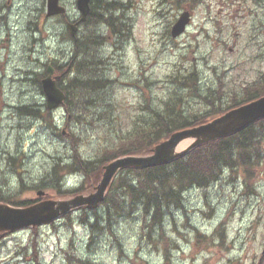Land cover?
<instances>
[{
  "label": "rangeland",
  "instance_id": "1",
  "mask_svg": "<svg viewBox=\"0 0 264 264\" xmlns=\"http://www.w3.org/2000/svg\"><path fill=\"white\" fill-rule=\"evenodd\" d=\"M75 1L60 0L71 21L79 19ZM116 1L123 5L129 32L117 38L105 26L100 29L105 37L101 70L112 80L101 94L107 93L113 123L102 131L76 126L75 134L66 124L64 107L46 110L37 85V74L46 66L65 65L72 57L65 24L45 17L46 0H0V184L9 182L10 190L4 192L21 190L14 159H21L30 188L57 157L95 159L112 138L148 115L147 102L156 108L175 93L186 96V108L202 110L199 100L182 93L177 83L192 67L202 93L213 90L223 101L241 96L244 87L264 76V0ZM186 9L192 13L190 25L174 39L171 26ZM22 106L42 115L35 117ZM257 130L263 155L259 164L248 174L242 168L224 169L208 186L190 188L183 206L167 208L161 224L144 227L141 208L131 209L124 196L119 204L124 210L111 208L110 221L100 222L93 235L80 208L68 214L70 219L0 234V264H78L76 259L82 264H264V125ZM69 132L74 134L68 137ZM190 143L182 142L177 150ZM122 174L118 171L112 182ZM81 181L70 176L64 188L79 189ZM96 185L80 195L94 193ZM43 191V196L27 191L16 199H70ZM86 213L93 223L95 214Z\"/></svg>",
  "mask_w": 264,
  "mask_h": 264
},
{
  "label": "trees",
  "instance_id": "2",
  "mask_svg": "<svg viewBox=\"0 0 264 264\" xmlns=\"http://www.w3.org/2000/svg\"><path fill=\"white\" fill-rule=\"evenodd\" d=\"M173 3L176 6L181 4L177 1ZM122 9L123 5L116 0H91L86 25L84 24L73 37L67 33L73 49L69 63L61 66L59 62H51L57 73V76H54L56 83L65 95L63 106L66 124L74 127V133L76 126L82 129L100 128L101 131L108 123L112 126L110 105L105 100L107 93L105 91L101 94L109 85L111 86L112 80L106 78L101 70L104 59L100 50L105 37L100 34V29L105 26L117 38L126 37L129 26L124 23L126 18ZM46 75V70L43 74H37V85L40 90L41 79ZM180 79L177 83L181 92L198 99L202 110L186 108L184 106L186 96L180 97L175 93L156 108H151L147 102L145 110L148 111V115L139 117L132 123L130 129L118 134L116 139L112 138L111 143L102 147V151L95 155V159L70 157V161H63L57 157L52 161L49 170L42 177H37L30 188L24 183L19 172L21 169L19 160L14 159L11 163L18 176L16 178L21 190L17 188L13 193H6L10 192L9 182L0 184V203L13 207L29 206L33 203L31 200L16 199L27 191L48 190L60 197H71L86 192L99 182L103 166L114 159L149 155L156 145L167 140L173 133L209 122L231 109L264 96V76L252 85L244 87L241 96L234 94L225 101L222 96H216L213 90L202 93L199 73L195 67L182 74ZM22 110L35 117L42 115L37 110L29 111L27 108ZM45 118H48L47 115ZM53 123L50 125L55 128ZM263 125L264 118L234 134L202 144L166 164L121 169L119 172L124 175L118 178V182L116 179L113 180L109 194L104 197L98 208L92 210L80 208L83 224L89 226L93 235L100 222L110 221L111 208L117 212L124 210L119 205L124 196L128 198L131 209L141 208L144 227L161 224L167 208L183 206V195L190 188L208 186L222 177L224 169L234 171L236 168H242L243 172L248 174L247 169L259 164L263 155L260 145L261 133L259 134L257 128ZM70 129L72 131V128ZM73 134L69 132L67 135L70 137ZM72 174L82 177L79 189L64 188L65 176ZM84 184L86 186H83ZM24 186H27L25 190ZM99 209H102V213L96 214ZM87 210L95 214L93 223L88 221ZM63 218H69L68 214ZM76 262L82 264L78 259Z\"/></svg>",
  "mask_w": 264,
  "mask_h": 264
},
{
  "label": "water",
  "instance_id": "3",
  "mask_svg": "<svg viewBox=\"0 0 264 264\" xmlns=\"http://www.w3.org/2000/svg\"><path fill=\"white\" fill-rule=\"evenodd\" d=\"M90 1L76 0L75 6L80 18L76 23L67 24L71 35L77 32L79 24L86 21L90 12ZM46 10V17L65 13V8L60 5L59 0H46ZM190 21V11L182 12L171 28V36L177 38L182 35ZM47 73V77L42 80V89L46 107L52 110L63 103L64 94L52 79L51 67L47 68ZM262 118H264V96L231 109L207 123L173 133L167 140L156 145L150 155L125 156L115 159L103 167L102 178L95 187L94 193L90 195H78L66 201H41L25 208H10L0 204V232H14L45 225L80 207L96 208L103 200L105 191L118 170L125 167L145 168L169 163L202 144L234 134ZM184 141H191V143L178 151V146ZM37 194L43 195L42 192Z\"/></svg>",
  "mask_w": 264,
  "mask_h": 264
},
{
  "label": "bare ground",
  "instance_id": "4",
  "mask_svg": "<svg viewBox=\"0 0 264 264\" xmlns=\"http://www.w3.org/2000/svg\"><path fill=\"white\" fill-rule=\"evenodd\" d=\"M99 3H100V2H99ZM100 11H101V10H100ZM100 11H99V12H100ZM89 15H90V14H89ZM96 17H97V16H96ZM98 17H99V16H98ZM98 17H97V18H98ZM87 20H88V19H87ZM85 25H86V24H85ZM80 29H81V28H80ZM82 30H83V29H82ZM83 45H84V44H83ZM24 104H25V103H24ZM19 105L21 106V103H20ZM27 105H28V104H27ZM23 106H24V105H23ZM23 106H22V107H23ZM19 108H20V107H19ZM23 108H24V107H23ZM13 109H14V108H13ZM20 110H21V109H20ZM14 111H15V110H14ZM29 111H31V109H30ZM24 112H25V111H24ZM15 114H17V113H15ZM21 114H22V112H21ZM158 228H159V227H158ZM178 230H179V229H178ZM186 232H187V231H186ZM146 239H147V238H146ZM183 245H184V244H183ZM195 246H196V245H195Z\"/></svg>",
  "mask_w": 264,
  "mask_h": 264
}]
</instances>
